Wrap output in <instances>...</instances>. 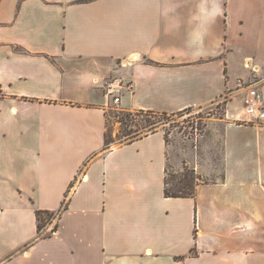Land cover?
<instances>
[{
  "label": "crops",
  "instance_id": "obj_1",
  "mask_svg": "<svg viewBox=\"0 0 264 264\" xmlns=\"http://www.w3.org/2000/svg\"><path fill=\"white\" fill-rule=\"evenodd\" d=\"M237 79L264 102V0H0V264H264V123L236 98L194 197L164 194L162 130L105 145L112 106L200 108Z\"/></svg>",
  "mask_w": 264,
  "mask_h": 264
},
{
  "label": "rangeland",
  "instance_id": "obj_2",
  "mask_svg": "<svg viewBox=\"0 0 264 264\" xmlns=\"http://www.w3.org/2000/svg\"><path fill=\"white\" fill-rule=\"evenodd\" d=\"M244 93V91L237 93L226 91L212 104L167 114L160 118L149 117L139 112H123L116 106H112L107 113V143L109 146L116 147L136 137L134 136L135 130L138 133L136 135L142 136L160 129L164 132L169 148V161L166 168L169 181L191 170L188 162L200 167V174L195 173L194 170L198 176L195 183L215 181L219 179L223 165L225 102L230 98L232 100L236 98L231 108L235 111L239 109L241 119L243 118L242 97ZM145 120L156 122L154 128L146 125ZM126 133L130 135L126 136ZM43 218L46 220V216ZM54 219L51 220L52 224L45 223L43 229L48 225H52L53 228L57 223Z\"/></svg>",
  "mask_w": 264,
  "mask_h": 264
},
{
  "label": "trees",
  "instance_id": "obj_3",
  "mask_svg": "<svg viewBox=\"0 0 264 264\" xmlns=\"http://www.w3.org/2000/svg\"><path fill=\"white\" fill-rule=\"evenodd\" d=\"M139 113H143L149 117H153V118H160L163 117L165 115H167L166 113H155V112H151V111H147V112H139ZM146 123V125H150L151 128H154V125L156 124V122H151L149 120H145L144 121ZM137 130H135L134 132V136L136 137H132L128 143L132 142L135 139H138L142 136L147 135L148 133H145L142 136H138L136 134ZM155 130L151 131L154 132ZM129 133H126V136H129ZM109 143H107V136L105 138V145L107 146ZM188 172H186L183 176L180 177H174L172 178L170 181L168 179V174H167V169H165V179H164V194L166 197H173V198H187V197H194L195 195V190H196V186L199 183H195L196 179L198 178V176H196V174L194 173V170H187ZM169 185H171V187L169 188ZM67 209V204H63V206L57 211V212H50V211H36V217H37V231L40 234L41 231L43 230L45 223H51L52 218H59L61 213ZM44 216H46V220H44ZM58 227V224L56 223L54 225V227L51 229V233H53L54 231H56ZM50 234H45L44 237L49 236Z\"/></svg>",
  "mask_w": 264,
  "mask_h": 264
},
{
  "label": "built area",
  "instance_id": "obj_4",
  "mask_svg": "<svg viewBox=\"0 0 264 264\" xmlns=\"http://www.w3.org/2000/svg\"><path fill=\"white\" fill-rule=\"evenodd\" d=\"M245 68L250 69L251 72L255 71V67L251 65L250 60L245 63ZM236 82L239 87L245 90L242 100V114L245 120L254 123H264V102L258 88L254 86V81L237 79ZM124 87L131 88L130 84L124 83L121 79L111 78L103 84L104 96L113 105H118L120 103L121 90Z\"/></svg>",
  "mask_w": 264,
  "mask_h": 264
}]
</instances>
